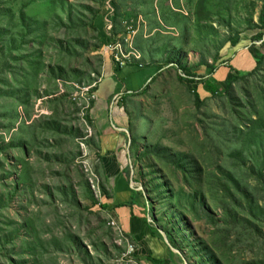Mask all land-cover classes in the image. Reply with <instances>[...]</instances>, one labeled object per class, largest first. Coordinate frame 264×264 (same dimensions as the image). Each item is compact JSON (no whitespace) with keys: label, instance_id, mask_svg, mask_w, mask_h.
<instances>
[{"label":"rangeland","instance_id":"rangeland-1","mask_svg":"<svg viewBox=\"0 0 264 264\" xmlns=\"http://www.w3.org/2000/svg\"><path fill=\"white\" fill-rule=\"evenodd\" d=\"M113 1L122 15L117 20L118 31L125 22L139 21L136 46L147 61L161 68L156 74L155 66L156 75L146 85L138 113L149 120V144L165 148L156 159L166 176L159 172L153 175L165 183L167 197L153 186V203L146 191L150 207L155 208L150 225L167 240L179 264H264V236L258 239L245 224L242 227L225 220L217 201L207 199L212 222L182 208L183 203L188 205L184 194H193L183 176L186 160L199 158L206 171L213 170L206 163L210 145H217V137H236V121L245 129L258 117L247 99L264 90V63L255 75L234 83V98L239 101L210 97L200 86L206 100L201 108L196 107L188 83L180 79L184 72L171 63L181 62L196 75L210 79L218 68L210 74L202 62L221 68L228 63L223 61L231 59L232 63L236 54L249 51L253 44L263 51V40L254 34L259 32L256 27L260 26L264 0H3L0 264H10L9 257L16 264H149L139 256L136 243L110 224L117 221L112 210L95 205L106 203L105 185L98 172L100 162L87 128L80 89L104 77L103 63L109 55L92 27L102 23ZM21 11L27 15L23 25ZM31 24L37 25L36 30L22 39ZM10 33L22 36L13 38ZM238 34L239 43L233 46L230 39ZM178 50L182 51L178 54ZM254 68L255 64L239 70ZM12 91L20 95V101ZM213 165L217 178L223 177L220 166L238 171L223 160ZM236 166L249 176L251 186H259L251 177L250 161L246 166L237 162ZM146 181L150 185V179ZM260 189L264 190V180ZM178 192L182 202L173 199L169 205ZM261 194L264 197V191ZM262 200L260 206L264 207ZM182 214L190 225H183ZM259 218L264 222V210ZM166 232L173 233L187 252L174 247ZM192 239L195 248L191 247ZM206 246L221 263L208 255Z\"/></svg>","mask_w":264,"mask_h":264},{"label":"trees","instance_id":"trees-1","mask_svg":"<svg viewBox=\"0 0 264 264\" xmlns=\"http://www.w3.org/2000/svg\"><path fill=\"white\" fill-rule=\"evenodd\" d=\"M2 2L3 0H0V9L2 7ZM110 8L112 9L111 19L113 27L114 30L118 32L117 28L118 26L120 27V23H118L117 20L122 16L120 13V8L114 3V1L111 3ZM104 18H102V23H100L98 27H92L97 33L99 45L101 47H104L108 43L106 34H103ZM68 19L70 21V15H68ZM19 20L22 25L27 21V15L24 11L20 12ZM259 22L260 26L256 27L259 29V32L254 34V38L263 40L264 44V12H262ZM36 27V24L27 26L23 36L21 33L16 35H12L10 33L9 35H11L13 38H20L22 36V39H24L28 35L32 34V32L36 30ZM239 36L240 35L238 34L236 37L230 39L233 46L239 43ZM181 51L182 50H178V54ZM249 51L256 62L255 68L250 71L235 69L232 64L229 63L231 59H227L226 61L222 62L224 64L225 62H228L226 63V66L222 65L228 69L226 72L224 70L223 73L225 74V77L223 79H218L217 75L213 78L207 79L203 75L199 76L194 72H191L185 68L181 62L171 61V63H174L178 69L184 72V76L180 75V79L188 83L190 91L193 94L196 107L201 108L205 104L206 100L202 97L200 86L203 88L204 92L210 93V97L226 96L231 101H239L235 100L234 98V83L238 82L240 79H245L246 76L248 77L255 75L261 69L264 63V49L262 51L253 44L249 48ZM167 64H170V61ZM202 64L206 65V68L210 71V74H214L215 70L219 68L217 65L212 66L206 64L205 62H202ZM145 90L146 87L144 91ZM12 94L17 96L18 100L20 101L19 94H15L14 91H12ZM247 103L252 108V112L257 114L258 117L256 119H251V125L245 129L240 127L239 122H237L236 118L234 117V122H236L234 130L233 128L232 130L236 137H217V145H215V143L210 145L211 150L209 149L208 151H211V153L207 154L206 161L208 162L206 163H210V166L213 168V170L206 171L202 166L203 162H201L199 158L196 159L192 157L189 160H186L185 158V160L188 161V164H184L183 176L184 179L191 184L193 194H184L183 200H188V205L183 203L182 208L183 211L190 210L191 212H194L196 217L200 220L205 218L212 222L214 218L211 207L207 201L208 198H211L212 200L217 201L223 207L225 220L233 221V225H241L242 227H244L245 224V228L251 232V236L255 235L259 239L264 236V222L263 220L260 221L259 218L260 212L264 210V207L260 206V201H263L262 199H264V197L261 196V193L264 190L260 189L261 182L264 180V90L262 93H260V95H257L253 99H247ZM260 106H262V111H259ZM9 115L13 116L14 113L11 111ZM229 131H231V129ZM139 140H144L142 151H140L138 147ZM219 142L221 143L219 144ZM131 146L134 149L135 157L142 164V177L145 179L148 178V182L150 179V185L147 184V181L145 184V189L150 200L153 203L155 201L153 197V191L151 190L153 186L162 193L164 198H166L167 191L164 187L165 183L158 182V179H156V177L153 175L154 172H159L161 175L166 176L164 169L159 165L156 159L160 157L162 152H165V148L159 144L150 145L148 137H134L131 142ZM213 155L215 157H212ZM221 155L224 156L222 159H220ZM162 157L164 158V155H162ZM219 160H223L225 163H230L232 167L237 168L238 171L234 172L232 170H226L225 168L227 167L223 168L220 166L221 168L218 170L221 171L223 177L217 178L215 176L217 174V170H214L215 165H213V163L218 165ZM249 161L251 162V177L257 180L259 183L258 187L251 186L248 180L249 176H244V170L241 167L236 166L237 162H241L243 166H246V163ZM147 168H149V170ZM103 191V196L107 199H110L105 188H103ZM173 199L176 203H181V192L176 193L175 198H170L169 205L171 202H173ZM198 204L200 205L199 209L197 207ZM95 205H100L102 209H108L107 203L103 204L99 202ZM237 207L240 209V211H238ZM154 209L155 208L151 207V213ZM152 217L155 221L157 220L154 215H152ZM181 220H184L185 223H183V225L185 226H188V222L189 225L191 224L187 216L184 214H182ZM152 229L153 234L160 236L155 227H152ZM166 237H168L174 247L181 248L183 251H185L184 248L181 247L180 241L173 235V233L166 232ZM222 237L225 239H230V236H224V234H222ZM195 241L198 243L196 237ZM195 241L193 239L190 241L192 248H195L194 246H196ZM201 243L204 246L203 239H201ZM204 249L207 253H209L208 255L215 258L216 262L221 263L218 260V255H216V253L213 252L209 246H206ZM186 252L187 250L185 253ZM171 254H173V252H171ZM147 260L153 264H165L167 262V260L154 259L152 257H147ZM9 262L10 264H16V262L12 260L11 257H9ZM188 264L191 263L189 262Z\"/></svg>","mask_w":264,"mask_h":264},{"label":"crops","instance_id":"crops-1","mask_svg":"<svg viewBox=\"0 0 264 264\" xmlns=\"http://www.w3.org/2000/svg\"><path fill=\"white\" fill-rule=\"evenodd\" d=\"M144 63L142 66L119 67L107 56L103 63L104 77L94 90L96 100L87 112V118L100 162L98 172L110 197L105 202L116 215L120 230L136 243L139 256L149 264L153 263L147 257L167 260L165 264H179L167 240L152 233L146 179L142 177V164L131 146L134 137L147 136L149 120L138 114L141 97L148 82L161 70L157 63H151L145 57ZM231 64L239 69L256 63L250 51H243L235 55ZM155 66L158 67L156 74ZM221 69L228 70L223 66L214 75L223 79L225 74ZM143 146L144 140H139L140 151Z\"/></svg>","mask_w":264,"mask_h":264},{"label":"built area","instance_id":"built-area-1","mask_svg":"<svg viewBox=\"0 0 264 264\" xmlns=\"http://www.w3.org/2000/svg\"><path fill=\"white\" fill-rule=\"evenodd\" d=\"M112 9L109 7L107 15L103 20L104 30L108 43L103 47L104 51L111 57L114 64L119 67H126L132 64L144 65V56L137 48L135 39L139 32V21L130 20L125 22L122 26V31L116 32L112 23ZM101 82L98 80L91 85L84 86L80 89L81 98H83L84 111L88 112L93 102L96 100L95 88ZM87 128L92 137L93 132L91 126L88 124ZM117 231H120V226L116 220L110 223Z\"/></svg>","mask_w":264,"mask_h":264}]
</instances>
